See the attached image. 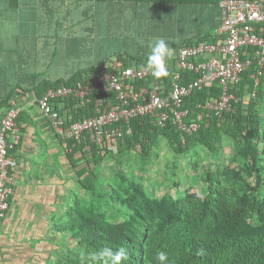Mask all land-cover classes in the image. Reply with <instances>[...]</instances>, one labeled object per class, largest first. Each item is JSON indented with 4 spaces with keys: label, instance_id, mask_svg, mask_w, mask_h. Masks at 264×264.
Instances as JSON below:
<instances>
[{
    "label": "trees",
    "instance_id": "trees-1",
    "mask_svg": "<svg viewBox=\"0 0 264 264\" xmlns=\"http://www.w3.org/2000/svg\"><path fill=\"white\" fill-rule=\"evenodd\" d=\"M257 31L264 33V23ZM251 51V47L244 49L243 59L250 56L244 52ZM122 58L124 65L129 61L146 65L147 61V57ZM99 68L77 72L67 80L44 82L40 88L42 94L62 83L84 84L89 74ZM172 71L170 67L169 75L160 78L167 88ZM183 76L188 82L197 75L184 72ZM257 77L260 78L258 84ZM141 84L148 83L133 82L135 88ZM230 91L241 97V101L233 102V110L221 115L204 108L207 101L222 94L218 82L196 89L184 98L182 110L187 113L183 122H197L198 128L194 131L179 128L172 114L163 124L146 115L131 119L128 126L132 133L120 138L115 149L105 143L98 145L89 135L69 140L72 164L77 167L79 159L87 164L78 171L80 194L74 196V201L66 208V220L56 224L62 241L68 240L73 246L70 245L68 252L54 264H95L90 254L104 248H124L129 254L124 264H159L155 257L160 251L168 253L170 264H264V74L258 75L256 61L252 60ZM100 95L99 91H94L90 101L74 96L67 98L66 106L72 116L69 122L95 115V99ZM104 96L113 106L121 104L116 101L114 92ZM225 139H231L234 144L235 152L230 160L236 163L234 168L208 165L204 176L197 173L191 179L185 177L187 183L180 172L175 173L173 181L162 185L166 191L161 196H155L153 189L148 192L141 182L123 174L122 170L118 171L121 180L115 186L98 183L95 168L102 165L108 155L119 158L125 152L140 150V158L147 167L153 165L152 150L161 140L174 156H181L199 148L217 153ZM87 144L91 146L89 153L93 160L84 149ZM78 152L82 153L79 158ZM194 185L205 189L195 191Z\"/></svg>",
    "mask_w": 264,
    "mask_h": 264
},
{
    "label": "crops",
    "instance_id": "crops-1",
    "mask_svg": "<svg viewBox=\"0 0 264 264\" xmlns=\"http://www.w3.org/2000/svg\"><path fill=\"white\" fill-rule=\"evenodd\" d=\"M216 2L0 0V122L11 99L23 107L12 150L17 168L10 209L0 228V264L48 261L55 221L80 194L78 171L87 164H72V144L38 104L41 84L67 80L111 58H146L148 42L157 37L172 50L213 41L222 23ZM65 100L56 105L58 115L68 110ZM84 149L93 160L91 146Z\"/></svg>",
    "mask_w": 264,
    "mask_h": 264
},
{
    "label": "built area",
    "instance_id": "built-area-1",
    "mask_svg": "<svg viewBox=\"0 0 264 264\" xmlns=\"http://www.w3.org/2000/svg\"><path fill=\"white\" fill-rule=\"evenodd\" d=\"M220 7L222 23L218 38L214 41L199 40L173 49L168 64V70L173 67L168 88L165 81L157 79L145 64L129 61L124 65L120 59L111 58L91 72L84 84L62 83L48 88L38 99L40 108L63 139L80 140L89 135L98 145L105 143L113 149L120 138L132 133L128 124L137 116L151 115L163 124L172 114L179 128L197 130V122H183L187 113L182 110L183 100L196 89L215 82L222 86V94L207 101L204 108L216 115L233 110V102L241 101V97L231 93L230 87L239 81L252 60L256 61L258 75L264 74V33L257 31L264 23V0H222ZM249 47L253 51L244 52L250 56L243 59V50ZM184 72L197 76L185 82ZM136 80L148 84L135 88L133 82ZM259 80L257 77L256 84ZM94 91L102 94L95 99V115L69 122L72 116L68 110L62 115L57 114L58 100L74 96L90 101ZM110 92L115 93L120 105L113 106L104 96ZM255 94L256 91L253 92ZM22 110L17 98L11 99L0 122V228L5 224L10 209L9 195L13 191L17 168L12 150L20 139L17 119Z\"/></svg>",
    "mask_w": 264,
    "mask_h": 264
},
{
    "label": "rangeland",
    "instance_id": "rangeland-1",
    "mask_svg": "<svg viewBox=\"0 0 264 264\" xmlns=\"http://www.w3.org/2000/svg\"><path fill=\"white\" fill-rule=\"evenodd\" d=\"M262 111L264 112V103L262 105ZM152 151L155 155L153 158V165H148L147 167H144L143 160L140 158V150L125 152L119 158L110 155L106 156L102 164L103 166L100 167L98 165L95 168L96 173L99 174L98 183L104 185L108 182L115 186L116 183L121 180V176H118V171L122 170L123 174H127L128 177L133 178L137 182H141L148 192H151L153 189L155 196H161L166 191L165 187H162V185L173 181L175 173L178 174V172H180V176H183L182 180H185V183H187L185 177H190L191 179L193 176L197 175V173L204 176L205 171L208 169V165H211L213 168L219 167L220 169L229 166L234 168L236 166V163L230 162L235 152L234 144L231 139H225L223 146L217 153H211L206 149L199 148L181 156H174L163 140H161ZM180 176H178V178H180ZM200 186L202 185H194L193 190L201 192L205 189V187L202 188ZM73 201L74 199L72 198V202ZM65 220L66 216L64 214L63 218H59L55 221V225ZM52 237L53 238L47 241L50 246L49 250L54 247V251L50 253L51 256L48 258V261H46L49 264H54L58 257L68 252V247L70 245L73 246V243H70L68 240L62 241L61 235H59L57 230L56 234H52Z\"/></svg>",
    "mask_w": 264,
    "mask_h": 264
},
{
    "label": "clouds",
    "instance_id": "clouds-1",
    "mask_svg": "<svg viewBox=\"0 0 264 264\" xmlns=\"http://www.w3.org/2000/svg\"><path fill=\"white\" fill-rule=\"evenodd\" d=\"M147 47L149 49L146 61L147 68L152 71L157 79L167 77L169 75V60L173 54V50L168 41L164 38L157 37L149 41ZM89 258L95 264H124L128 260L129 254L124 248H120L119 250L104 248L92 252ZM155 258L159 261V264H170L169 255L165 251L158 252Z\"/></svg>",
    "mask_w": 264,
    "mask_h": 264
}]
</instances>
